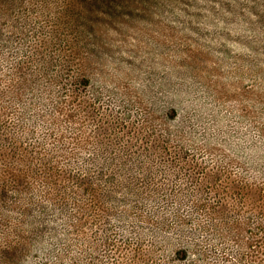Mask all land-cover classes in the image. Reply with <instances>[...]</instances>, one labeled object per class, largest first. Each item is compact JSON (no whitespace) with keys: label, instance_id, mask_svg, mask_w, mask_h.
<instances>
[{"label":"rangeland","instance_id":"374dc122","mask_svg":"<svg viewBox=\"0 0 264 264\" xmlns=\"http://www.w3.org/2000/svg\"><path fill=\"white\" fill-rule=\"evenodd\" d=\"M87 56L104 76L73 120L32 75L22 100L1 85L0 150L39 173L17 216L14 189L0 200V223L41 217L45 239L17 248L0 232V264H264V0H0L2 83ZM50 166L62 176L47 189ZM101 181L103 231L81 195Z\"/></svg>","mask_w":264,"mask_h":264},{"label":"trees","instance_id":"16d2710c","mask_svg":"<svg viewBox=\"0 0 264 264\" xmlns=\"http://www.w3.org/2000/svg\"><path fill=\"white\" fill-rule=\"evenodd\" d=\"M82 41V43H87V46L90 48V50L92 49L91 42H88V40ZM63 61L66 62L67 67H69L70 70H19L9 74V76L4 79L3 83L0 78V88L2 87L1 85L4 86L6 92L4 94L7 95L10 100H22L25 93L32 95L34 94L32 92H35L36 88H31L33 84L32 81L34 78H38L39 82H45V84H47L46 93L48 94V97L52 103V99H57L59 96V94L57 95V92H55L56 90H61V93L66 95L65 99L71 108L69 112H65L66 118L73 120L74 117L77 116L74 109H77L78 106L80 107L84 102L80 100L82 91L86 90L90 86H93L95 81L98 80V78H102L104 75L97 77V73L95 72L96 70H85L84 67H90L92 63H96L95 66H97V60L94 62V59H89L88 56L82 57V59L68 57ZM42 73L43 76L41 75ZM31 75L33 76V80L29 77ZM35 82H37L36 79L34 84ZM86 103L89 104L90 102ZM82 107H84V105ZM60 113L63 112L60 110ZM7 140L8 144L12 145L15 143V139L11 136H9ZM12 153H15V151ZM10 154L6 153L5 150H0V200L5 201L9 190L14 189L13 192L16 198L15 206L10 210L16 212L17 216L23 209L25 203L26 206L31 205L28 202L34 198V183L38 179L39 172L38 166L35 164L36 160L31 159L29 155L26 156L18 153L20 158L16 159L18 154L15 156ZM9 158L11 160L14 159V164H9ZM6 160H8L6 164L9 165H1V163L5 164L4 161ZM44 163H46V160H44ZM15 166L17 168H14ZM61 176L62 174L58 173L52 166H50L48 168V173L44 175V179H46L47 184L46 188L48 189L51 186H57L56 182L60 183ZM61 186L67 190L66 180L63 181ZM111 187L113 188V186ZM111 187L101 181L100 184H97L96 186H92L90 183L85 184L81 190L82 199L84 201L82 204L85 206L88 205L94 209L93 215H95V217L91 220H94V222H96L98 226L102 228L100 229L98 227V229L101 231L108 230L107 226L113 221V219H111L112 215L106 216L108 214L106 213L105 208H107L106 204L109 205V202H106V204L103 206L104 196L106 197L107 193L111 194L113 191ZM235 189H237L239 194L241 193V195H243L244 199H247V194L253 192L251 187L247 189L246 192L245 188L237 187ZM49 192L51 193V191ZM255 193L258 194L259 198L264 199L263 189H255L254 194ZM4 215L6 221L0 223V232L2 233V238L5 236L3 240L4 243H9L11 240L10 234L15 232L17 236V239L15 240L17 248L25 247L27 245L29 248H39L42 246V244H44L45 233L41 229L44 228L45 224L42 222L41 217L29 218L27 215L21 214L22 216L18 217L17 221H15L12 219L11 214ZM104 243L109 244V241L106 239ZM184 253H187L186 248L178 250V254L184 255ZM14 259L12 262H10L11 264H14Z\"/></svg>","mask_w":264,"mask_h":264}]
</instances>
